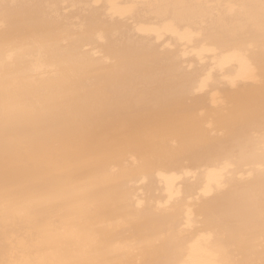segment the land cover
I'll use <instances>...</instances> for the list:
<instances>
[{
	"label": "bare ground",
	"instance_id": "1",
	"mask_svg": "<svg viewBox=\"0 0 264 264\" xmlns=\"http://www.w3.org/2000/svg\"><path fill=\"white\" fill-rule=\"evenodd\" d=\"M0 264H264V0H0Z\"/></svg>",
	"mask_w": 264,
	"mask_h": 264
}]
</instances>
